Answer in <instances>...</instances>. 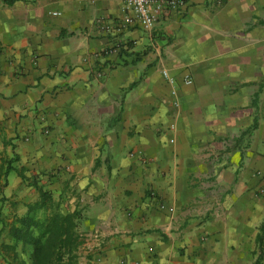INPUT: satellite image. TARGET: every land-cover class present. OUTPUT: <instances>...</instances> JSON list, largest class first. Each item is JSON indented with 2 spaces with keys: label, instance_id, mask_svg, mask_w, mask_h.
I'll return each mask as SVG.
<instances>
[{
  "label": "crops",
  "instance_id": "0c3cea01",
  "mask_svg": "<svg viewBox=\"0 0 264 264\" xmlns=\"http://www.w3.org/2000/svg\"><path fill=\"white\" fill-rule=\"evenodd\" d=\"M131 16L0 0V264L40 189L80 215L76 264H264V0Z\"/></svg>",
  "mask_w": 264,
  "mask_h": 264
},
{
  "label": "trees",
  "instance_id": "16d2710c",
  "mask_svg": "<svg viewBox=\"0 0 264 264\" xmlns=\"http://www.w3.org/2000/svg\"><path fill=\"white\" fill-rule=\"evenodd\" d=\"M3 1L10 4L14 0ZM16 161V156L11 159L0 157V191L6 187L9 173L16 171L13 167ZM79 221L78 212L64 213L60 203L40 189L39 199L28 205L26 214L15 219L7 228V236L13 242L12 245L2 244L1 249L9 256V264H28L19 258L17 247L22 252L31 248L30 264H76L81 245ZM1 233L2 229L0 235ZM256 244L259 249L258 263L264 244V221L259 227Z\"/></svg>",
  "mask_w": 264,
  "mask_h": 264
},
{
  "label": "built area",
  "instance_id": "2783aa9c",
  "mask_svg": "<svg viewBox=\"0 0 264 264\" xmlns=\"http://www.w3.org/2000/svg\"><path fill=\"white\" fill-rule=\"evenodd\" d=\"M119 2L124 10L132 14L131 17H128V22L137 21L143 30L151 31L159 17L183 10L188 0H119ZM161 75L173 87L174 79L169 76L167 71H161ZM184 83L190 85L191 81L187 78ZM170 96L172 98V107L177 109L179 105L174 89H171ZM174 129V124H171L169 130L173 131ZM169 142L173 143V139H170ZM159 209L172 212V209H167L164 205H160Z\"/></svg>",
  "mask_w": 264,
  "mask_h": 264
},
{
  "label": "rangeland",
  "instance_id": "374dc122",
  "mask_svg": "<svg viewBox=\"0 0 264 264\" xmlns=\"http://www.w3.org/2000/svg\"><path fill=\"white\" fill-rule=\"evenodd\" d=\"M20 254H22V256L26 258L27 251L25 250L23 252L20 251ZM22 256H20L19 258L22 259ZM25 261H27V259Z\"/></svg>",
  "mask_w": 264,
  "mask_h": 264
}]
</instances>
